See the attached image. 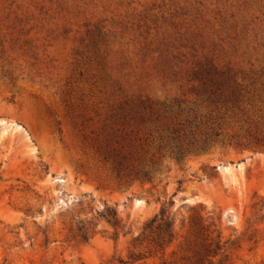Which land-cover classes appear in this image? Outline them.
I'll list each match as a JSON object with an SVG mask.
<instances>
[{
  "label": "rangeland",
  "instance_id": "obj_1",
  "mask_svg": "<svg viewBox=\"0 0 264 264\" xmlns=\"http://www.w3.org/2000/svg\"><path fill=\"white\" fill-rule=\"evenodd\" d=\"M140 100L198 128L147 122L128 147L152 179L126 182L117 113ZM163 207L174 240L133 242ZM211 224L215 263L264 264V0H0V264H191Z\"/></svg>",
  "mask_w": 264,
  "mask_h": 264
},
{
  "label": "trees",
  "instance_id": "obj_2",
  "mask_svg": "<svg viewBox=\"0 0 264 264\" xmlns=\"http://www.w3.org/2000/svg\"><path fill=\"white\" fill-rule=\"evenodd\" d=\"M225 80H212L211 84L222 85ZM219 90V89H218ZM216 94V92H210V95ZM219 95L223 102L227 103L231 100L237 102L236 90H232L227 93L225 89H220ZM180 107V106H178ZM164 114H160V110L156 109L152 102L140 100L135 105H126L121 107L119 114V126L117 132L120 133L119 140L115 141V145L118 146L112 150L114 172L119 180L126 182L133 181H146L151 180V171L146 164L134 165L130 163L133 158V151L129 149L128 145L133 143H139L142 141V135L145 133L146 123L154 122L158 124L160 120L164 119L172 121V127L162 124L158 126V132L171 133L174 137L172 140H181L187 137L188 132H192V129L198 126L195 123L196 120L190 121V119L183 120L180 112H172V106L163 104ZM180 110V109H179ZM171 112V113H170ZM173 120H172V119ZM151 133V131H149ZM149 133V134H150ZM191 135V134H190ZM189 137V136H188ZM213 142L207 138L203 142L188 143L186 147H179L176 154L179 157H183L186 153L199 152L206 150ZM132 148V147H131ZM99 217L109 223L118 235L119 230L124 231L125 227L121 225V221L118 218L117 211L111 208H104ZM91 224V223H90ZM174 218L166 207H163L159 214L152 218L143 228V232L140 236L135 238L133 242H140L141 237L144 240L150 238L151 242L159 249H162L165 245L170 244L175 238L174 230ZM197 226V224H195ZM213 224L206 227H197L199 236L202 239V243L194 250V255L191 264H225L227 261V255L221 258L217 263L213 261L214 258L222 254L225 246L221 243L220 235L214 236L216 230H211ZM93 232L92 227L88 224L80 221L76 226V236L80 237L83 241L90 239L89 235ZM126 232L125 234H128ZM142 239V240H143Z\"/></svg>",
  "mask_w": 264,
  "mask_h": 264
},
{
  "label": "bare ground",
  "instance_id": "obj_3",
  "mask_svg": "<svg viewBox=\"0 0 264 264\" xmlns=\"http://www.w3.org/2000/svg\"><path fill=\"white\" fill-rule=\"evenodd\" d=\"M226 170H228V169H226Z\"/></svg>",
  "mask_w": 264,
  "mask_h": 264
}]
</instances>
